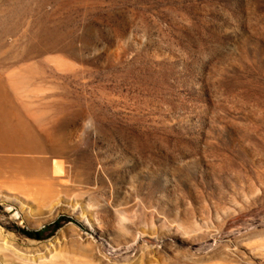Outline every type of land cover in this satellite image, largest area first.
<instances>
[{
  "label": "rangeland",
  "instance_id": "rangeland-1",
  "mask_svg": "<svg viewBox=\"0 0 264 264\" xmlns=\"http://www.w3.org/2000/svg\"><path fill=\"white\" fill-rule=\"evenodd\" d=\"M0 82L63 176L0 264H264V0H0Z\"/></svg>",
  "mask_w": 264,
  "mask_h": 264
},
{
  "label": "bare ground",
  "instance_id": "bare-ground-1",
  "mask_svg": "<svg viewBox=\"0 0 264 264\" xmlns=\"http://www.w3.org/2000/svg\"><path fill=\"white\" fill-rule=\"evenodd\" d=\"M6 100L0 82V178H9L2 186L16 194L50 201L60 192L56 183L63 178L61 169L42 154L44 140L19 115L17 107L7 106ZM43 120L38 118L36 122L44 125Z\"/></svg>",
  "mask_w": 264,
  "mask_h": 264
},
{
  "label": "trees",
  "instance_id": "trees-1",
  "mask_svg": "<svg viewBox=\"0 0 264 264\" xmlns=\"http://www.w3.org/2000/svg\"><path fill=\"white\" fill-rule=\"evenodd\" d=\"M48 227H52L53 232H54V231H56L57 229H59L61 227V221L58 220L51 226H46L45 228L40 229V230L28 231L26 233L30 237L37 238V239H44L45 238V233L47 232V228Z\"/></svg>",
  "mask_w": 264,
  "mask_h": 264
}]
</instances>
